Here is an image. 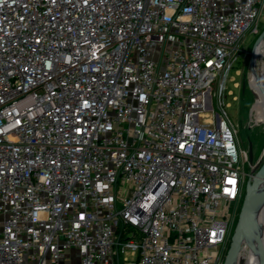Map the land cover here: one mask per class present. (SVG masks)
Segmentation results:
<instances>
[{
  "label": "built area",
  "instance_id": "2783aa9c",
  "mask_svg": "<svg viewBox=\"0 0 264 264\" xmlns=\"http://www.w3.org/2000/svg\"><path fill=\"white\" fill-rule=\"evenodd\" d=\"M263 11L0 0V264H223L259 162L204 110Z\"/></svg>",
  "mask_w": 264,
  "mask_h": 264
},
{
  "label": "rangeland",
  "instance_id": "374dc122",
  "mask_svg": "<svg viewBox=\"0 0 264 264\" xmlns=\"http://www.w3.org/2000/svg\"><path fill=\"white\" fill-rule=\"evenodd\" d=\"M260 27L264 29V11L261 16ZM242 50L239 58L234 62L233 68L229 71L225 89L222 96L215 93L217 82L212 85V101L214 111L204 110L209 114L217 112L220 117H224L222 109L219 107L220 100L223 101V107L227 112L228 121L237 133V140L242 150L249 154L252 149L253 162L258 163V168L264 163V98H260L256 89L250 82V51L259 35L246 31ZM262 50V48H261ZM258 72L264 74V54L259 57ZM203 118L200 116L199 121ZM249 164L245 166V170L249 172ZM235 228V227H234ZM251 248V241L244 248L238 264H244L248 250ZM246 252V253H245ZM124 264L123 256H121Z\"/></svg>",
  "mask_w": 264,
  "mask_h": 264
},
{
  "label": "water",
  "instance_id": "95a60500",
  "mask_svg": "<svg viewBox=\"0 0 264 264\" xmlns=\"http://www.w3.org/2000/svg\"><path fill=\"white\" fill-rule=\"evenodd\" d=\"M264 41V29L257 37L250 51V68L257 62L258 48ZM264 91V87H263ZM253 152L250 150V160H253ZM264 197V163L255 172L250 173L246 182L239 217L234 228L230 245L225 255L223 264H238L242 249L254 238L258 241L260 219L256 214V207L260 205V199ZM260 264H264V253L261 251Z\"/></svg>",
  "mask_w": 264,
  "mask_h": 264
},
{
  "label": "bare ground",
  "instance_id": "6f19581e",
  "mask_svg": "<svg viewBox=\"0 0 264 264\" xmlns=\"http://www.w3.org/2000/svg\"><path fill=\"white\" fill-rule=\"evenodd\" d=\"M263 54H264V41L261 43V45L258 48L257 62L253 66L250 72L251 83L253 87L256 89L260 98H264V91H263L264 74L258 72L259 69H257V63L259 61V57L262 56ZM255 212L259 216V219L261 220L259 224V236H258L259 238L258 241L255 238L253 241H251V248H249V250L247 251L248 254L246 256L244 264H260L261 251L264 253V197L260 199V205L259 207H256ZM244 248L242 249V253H244Z\"/></svg>",
  "mask_w": 264,
  "mask_h": 264
},
{
  "label": "trees",
  "instance_id": "16d2710c",
  "mask_svg": "<svg viewBox=\"0 0 264 264\" xmlns=\"http://www.w3.org/2000/svg\"><path fill=\"white\" fill-rule=\"evenodd\" d=\"M257 65H258V63H257Z\"/></svg>",
  "mask_w": 264,
  "mask_h": 264
}]
</instances>
